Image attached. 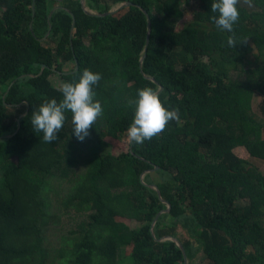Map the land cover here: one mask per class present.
I'll return each mask as SVG.
<instances>
[{"label":"trees","instance_id":"1","mask_svg":"<svg viewBox=\"0 0 264 264\" xmlns=\"http://www.w3.org/2000/svg\"><path fill=\"white\" fill-rule=\"evenodd\" d=\"M211 3L0 0V264H184L166 237L187 264H264V173L237 154L264 160V0H241L233 33L216 28ZM85 69L102 75L103 115L81 142L66 113L44 143L30 119L63 98L52 75L73 82ZM144 87H163L179 120L104 153L107 138H126Z\"/></svg>","mask_w":264,"mask_h":264},{"label":"clouds","instance_id":"2","mask_svg":"<svg viewBox=\"0 0 264 264\" xmlns=\"http://www.w3.org/2000/svg\"><path fill=\"white\" fill-rule=\"evenodd\" d=\"M241 0H212L211 12L216 15L210 17L216 28L228 33L234 32V25L240 19L237 5ZM249 7L252 0H244ZM246 43L241 40L239 44ZM237 39L234 35L227 38V46L236 47ZM102 79L100 73L85 69L78 80L62 82L59 91L62 99L57 102L51 99L43 102L34 109L30 123L34 132L42 133L44 143H51L57 139L66 120V113L71 114V132L77 140L83 142L90 135V129L98 118L103 115V108L95 100L94 86ZM134 108V115L126 130V138L130 143L143 145L154 137L163 133L171 121L179 120L178 108H167L160 99L158 90L144 87L137 90L136 98L129 101Z\"/></svg>","mask_w":264,"mask_h":264},{"label":"rangeland","instance_id":"3","mask_svg":"<svg viewBox=\"0 0 264 264\" xmlns=\"http://www.w3.org/2000/svg\"><path fill=\"white\" fill-rule=\"evenodd\" d=\"M120 4H116L112 7V9H115L119 6ZM191 7V6H190ZM182 8L184 9L185 11V18L183 19V22H185L186 20L190 19L191 18V15H192V11L193 10H190L189 6L186 7L185 3H182ZM183 22H180L178 23L177 27L180 28L182 26V23ZM70 66H72V63L65 66V69H68L70 68ZM60 74L59 73H55L52 75V82L54 84H57V85H60ZM260 102H261V97L259 95H255L254 96V100H253V107H254V110L256 112L259 111V105H260ZM107 143L109 145H107V147L104 149V153H111V154H115V155H118L120 154L122 151H125L127 150V138H123V139H112V138H107L106 139ZM237 154L241 157H244L246 158L252 165L256 166L257 168H259L263 173H264V160H259V159H255V158H250L248 156V154L240 149V150H237ZM79 158H82V155L81 153L77 154ZM81 156V157H80ZM83 161V160H82ZM75 166H80V161L79 162H76L75 163ZM143 180H144V177H143ZM62 191V190H61ZM65 193L64 192H61L60 194V197H62ZM60 211H63L65 208L63 206H60ZM56 210V209H55ZM70 210V209H68ZM72 211V209L70 210ZM117 220L119 222H124L127 226L131 227V228H137L139 227V224L134 222V221H131V220H126V219H123V218H117ZM65 223V221L63 222V224ZM71 223L72 225L74 226L75 224L73 223V221L71 220ZM71 225V224H69ZM60 227H62V225H60ZM67 229V227H66ZM48 240L50 242L51 245H54L56 247H60L61 246V240H59V232L58 231H49L48 233ZM53 246V247H54ZM129 248H123L122 250V254L124 257H127L129 255ZM127 264H130V259H128L126 261Z\"/></svg>","mask_w":264,"mask_h":264},{"label":"water","instance_id":"4","mask_svg":"<svg viewBox=\"0 0 264 264\" xmlns=\"http://www.w3.org/2000/svg\"><path fill=\"white\" fill-rule=\"evenodd\" d=\"M82 2H83V4H84L85 0H82ZM131 3H132V2H130V1H126V2L121 3V4H120L117 8H115V9H111V10L105 12V13H94V14L102 15V14L113 13V12L119 10L120 8H122L124 5H129V4H131ZM33 8H34V5H33ZM54 10H55V8L53 9V11H54ZM86 11L89 12V13H91V12L88 11L87 9H86ZM145 12H146V11H145ZM146 13H147V12H146ZM74 26H75V18L73 19V23H72V31H73V29H74ZM149 38H150V30H149V32H148V37H147V43H146V45H148V43H149ZM76 68H77V67H76ZM152 80L155 81L154 79H152ZM162 90H163V87H160V89H159L158 92L160 93ZM155 188H156V187H155ZM158 193H159V191H158ZM169 209H170V205H169V208H168L166 211H168ZM152 228H153V224L151 225V230H152ZM165 239H169V240H172V241H174L175 243H177L176 245H177L178 247H180V248H181L180 250H182V251H183L182 253H184V254H183V256H184V264H187V263H186V259H185V258H187V257H185V256H186L185 249H184L183 245L181 244V242L178 241L177 239L170 238V237H166Z\"/></svg>","mask_w":264,"mask_h":264}]
</instances>
